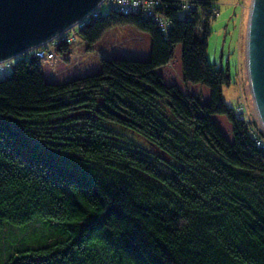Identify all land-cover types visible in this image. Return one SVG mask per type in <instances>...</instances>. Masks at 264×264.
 Returning <instances> with one entry per match:
<instances>
[{
    "label": "trees",
    "instance_id": "trees-1",
    "mask_svg": "<svg viewBox=\"0 0 264 264\" xmlns=\"http://www.w3.org/2000/svg\"><path fill=\"white\" fill-rule=\"evenodd\" d=\"M162 2L166 33L111 11L76 31L90 48L133 27L147 60L52 83L29 53L0 74V264H264V133L207 61L217 0ZM34 223L33 243L1 245Z\"/></svg>",
    "mask_w": 264,
    "mask_h": 264
},
{
    "label": "rangeland",
    "instance_id": "rangeland-1",
    "mask_svg": "<svg viewBox=\"0 0 264 264\" xmlns=\"http://www.w3.org/2000/svg\"><path fill=\"white\" fill-rule=\"evenodd\" d=\"M251 0H217L214 17L209 21L206 58L210 65L229 75L230 84L223 88V101L232 108L242 107L245 118L253 121L259 131L263 129L253 111L248 93L245 72V42ZM109 9L102 6L99 12L106 15ZM150 38L133 27L118 25L105 31L102 37L88 48L76 34L68 54L57 55L52 61H42L45 81L63 83L78 76L97 72L100 59L147 60ZM45 231L41 223H34L24 231L6 226L1 233V245L13 239L33 243L35 234ZM5 256V251L1 252Z\"/></svg>",
    "mask_w": 264,
    "mask_h": 264
},
{
    "label": "water",
    "instance_id": "water-1",
    "mask_svg": "<svg viewBox=\"0 0 264 264\" xmlns=\"http://www.w3.org/2000/svg\"><path fill=\"white\" fill-rule=\"evenodd\" d=\"M102 0H0V61L63 32ZM250 102L264 131V0H251L245 42Z\"/></svg>",
    "mask_w": 264,
    "mask_h": 264
},
{
    "label": "built area",
    "instance_id": "built-area-1",
    "mask_svg": "<svg viewBox=\"0 0 264 264\" xmlns=\"http://www.w3.org/2000/svg\"><path fill=\"white\" fill-rule=\"evenodd\" d=\"M102 6H106L111 12H117L123 15L140 14L145 18L151 19L164 33L168 32L171 27V23L167 20L165 15L161 13V10L165 8L162 0H102L94 10L89 12L80 21L76 22L63 32L55 35L36 47L25 51L23 54L0 61V74L3 75V77L7 76L9 69L13 67L15 60L29 53L33 54L38 60L47 62L54 60L58 55L56 50L57 46L62 43L70 44L75 41L76 31L81 29L90 19L99 16V9ZM180 7L183 10L182 15L185 16L191 10L184 3H182ZM237 111L239 114L243 115V113L239 112L242 111V107L237 108Z\"/></svg>",
    "mask_w": 264,
    "mask_h": 264
}]
</instances>
